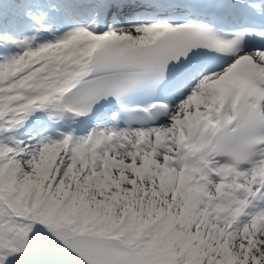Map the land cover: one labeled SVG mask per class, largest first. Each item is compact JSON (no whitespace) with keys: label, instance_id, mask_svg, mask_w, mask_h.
I'll return each mask as SVG.
<instances>
[{"label":"snow or ice","instance_id":"6c2138e0","mask_svg":"<svg viewBox=\"0 0 264 264\" xmlns=\"http://www.w3.org/2000/svg\"><path fill=\"white\" fill-rule=\"evenodd\" d=\"M0 264H264V0H0Z\"/></svg>","mask_w":264,"mask_h":264}]
</instances>
